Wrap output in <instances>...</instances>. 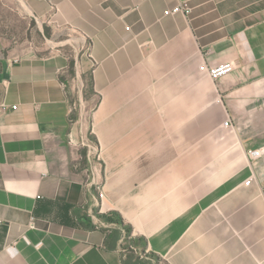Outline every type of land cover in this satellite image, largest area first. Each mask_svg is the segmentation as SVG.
Here are the masks:
<instances>
[{
	"label": "crops",
	"instance_id": "1",
	"mask_svg": "<svg viewBox=\"0 0 264 264\" xmlns=\"http://www.w3.org/2000/svg\"><path fill=\"white\" fill-rule=\"evenodd\" d=\"M0 1V264H264V0Z\"/></svg>",
	"mask_w": 264,
	"mask_h": 264
},
{
	"label": "built area",
	"instance_id": "2",
	"mask_svg": "<svg viewBox=\"0 0 264 264\" xmlns=\"http://www.w3.org/2000/svg\"><path fill=\"white\" fill-rule=\"evenodd\" d=\"M190 9L189 7L183 3L181 5L175 6L174 8H172L169 11H166L165 14L166 15H177V14H182V15H187L189 14ZM199 69L204 72L206 75H208V77L210 79H212L213 81H218L219 79L225 77L226 75L230 74L231 72L234 71V64L232 62H226V63H222L219 65H215V66H208L205 63L202 64ZM0 109L5 110L6 106L4 104L0 105ZM12 109H16V107H12ZM225 126H229L228 122L224 123ZM89 145L90 147L94 150L95 149V145L92 143L91 140H89ZM250 156L251 157H255L257 156V152L256 151H252L250 152ZM251 180H248L245 182V186H249ZM261 193L264 197V187L261 189ZM99 197L102 198V194L99 193Z\"/></svg>",
	"mask_w": 264,
	"mask_h": 264
},
{
	"label": "rangeland",
	"instance_id": "3",
	"mask_svg": "<svg viewBox=\"0 0 264 264\" xmlns=\"http://www.w3.org/2000/svg\"><path fill=\"white\" fill-rule=\"evenodd\" d=\"M2 2L4 3V1H0V3H2ZM1 7H2V6L0 5V8H1ZM0 13L3 14V13H4V9L0 10ZM0 21H2V20H0ZM1 26H2V25H0V27H1ZM145 256H146V255H144V257H145Z\"/></svg>",
	"mask_w": 264,
	"mask_h": 264
}]
</instances>
